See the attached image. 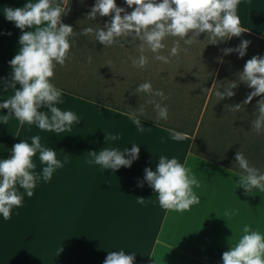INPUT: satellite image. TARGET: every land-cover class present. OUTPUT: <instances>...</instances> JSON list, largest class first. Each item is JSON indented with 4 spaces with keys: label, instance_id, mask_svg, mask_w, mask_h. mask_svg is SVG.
Instances as JSON below:
<instances>
[{
    "label": "clouds",
    "instance_id": "1",
    "mask_svg": "<svg viewBox=\"0 0 264 264\" xmlns=\"http://www.w3.org/2000/svg\"><path fill=\"white\" fill-rule=\"evenodd\" d=\"M239 4L240 0H126L129 8L135 6L128 12L124 7L118 6L116 0H96L87 13V19L93 21L98 14L101 17L111 16V19L102 27H86L81 34H94L95 40L105 47L120 43V38L138 39L140 55L132 58V66L143 69L149 60L145 55L146 50L155 54L156 60L167 63L170 56H176L181 50L180 41L184 45H192L199 41L198 37L202 33H207L209 44H217L248 31L241 27V19L237 14ZM69 11L68 0H29L23 7L4 8L8 21L15 22L16 27L22 30H31L22 31L18 54L9 61L13 71L7 87L15 91L10 98L0 103V109L8 110L0 118L3 123L7 124L14 115L21 125L25 122L29 125L36 123L41 130L59 135L71 133L73 123L81 120L73 111H62L56 106L62 103L63 90L49 79L54 77L57 65L63 66L71 58L70 49L76 43L71 39L76 35L73 26L62 22V14L67 15ZM168 37L178 39L169 56L161 55ZM250 44V40L244 39L235 48H224L221 51L225 55L238 52L243 57ZM182 50L187 52L188 48ZM88 59L91 62L92 57L89 56ZM217 60L223 63L222 57H217ZM235 75L238 80L226 83L224 91L215 92L220 101L235 96L233 89L240 82L254 89L244 101L232 105L234 112L241 111L254 97L264 94V56L253 55L246 61L243 70ZM17 83L20 88L16 87ZM211 87L214 88L215 83ZM135 93L159 97L160 101L150 99L146 104L154 106L157 124L160 120L168 119V106L162 104L168 96L163 90L153 89L151 81H146L136 87ZM41 108H47L48 111H41ZM137 112L139 115L147 114L143 106L130 113L137 131L143 132L145 127ZM254 115L251 130L260 134L264 132V98L256 102ZM119 138L118 134L107 133L106 136L107 141H117ZM171 138L183 141L188 139V135L172 130ZM30 139L31 143L22 139L13 145L12 155L7 159H0V214L5 220L10 218L13 206L19 207L22 204L23 194L16 190L17 183L31 197L40 179L45 182L51 180L54 171L67 162V157L64 161L57 158L56 149L44 146L39 135ZM38 151L41 164L46 165L41 172L34 171L37 165L33 162V157ZM88 153L93 157L88 161L89 164L115 171L122 166L131 167L139 157L140 147L136 144L131 149L126 147L123 150L118 147H103L99 151ZM234 162L246 173L241 175L239 186H243L248 193H252L253 189L264 192V172L251 165L241 149L237 151ZM144 179L155 190L158 202L164 209L182 212L200 202L199 196L193 191V186L199 188V181L187 166V161L180 163L176 157L160 155L156 170L146 168ZM138 203L143 204L144 200L141 198ZM232 214V211L226 212L225 217ZM242 232L243 235L235 244H231L230 250L222 254L223 264H264V234L259 230H251L249 225H244ZM134 261V253L130 255L121 249L111 251L103 264H134Z\"/></svg>",
    "mask_w": 264,
    "mask_h": 264
},
{
    "label": "crops",
    "instance_id": "2",
    "mask_svg": "<svg viewBox=\"0 0 264 264\" xmlns=\"http://www.w3.org/2000/svg\"><path fill=\"white\" fill-rule=\"evenodd\" d=\"M28 2L0 0V103L14 94L15 90L7 87L13 71L9 61L18 54L22 31L31 30L16 27L15 22L7 20L3 10L7 7H23ZM93 5L88 4L89 7ZM239 9L243 16H248V19H242L241 27L264 39V0H240ZM82 16L80 21L83 29L89 26L94 29L102 27L111 19V16L101 17L98 14L91 21L87 15ZM66 22L72 20L68 18ZM80 37L95 39L94 34ZM99 43L95 48L97 54L132 55L131 37L120 38V43L109 47ZM54 83L58 84L56 81ZM16 87L21 86L17 83ZM66 88L70 92L63 90L62 103L56 105L62 111L91 113L131 129L132 147L133 144L140 147L139 157L132 163V245L176 247V261L179 263L223 264L222 254L230 250L231 244H235L243 235L244 225L264 234V192L253 189L252 193H248L243 186H239L241 175L246 173L239 166L231 164L230 158H235L233 153H228L232 156L225 159L214 155L216 153L211 150L203 151L206 156L192 153L190 146L193 136L187 134L188 139L176 141L171 138V129L142 119L145 130L139 132L130 114L101 105L98 102H108L83 96L69 84ZM40 110L48 111L47 108ZM7 112V109H0V118ZM34 135L41 137L44 146L56 149L59 160L64 161L67 157V162L54 171L51 180L45 182L40 179L31 197L17 183L16 190L23 194L21 206H13L7 220L0 214V264H70L72 182L74 165H77V158L74 160L73 132L58 135L41 130L36 123L29 125L25 122L21 125L14 115L7 124L0 119V159L9 158L13 145L22 139L31 143L30 138ZM80 139H83L81 134ZM82 151L80 149V153L86 154ZM250 153L259 158L254 160L247 156L250 164L264 172V147L251 149ZM160 155L176 157L180 163L187 161V166L198 179L200 186H193V191L199 196L200 202L193 204L189 210L180 212L162 208L155 190L144 179L146 168L156 170ZM33 162L37 165L36 172H41L46 166L39 160V151L33 157ZM141 198L143 204L138 203ZM229 211L233 214L225 217ZM162 256L167 257L169 254L165 252ZM162 261L168 262L169 259Z\"/></svg>",
    "mask_w": 264,
    "mask_h": 264
},
{
    "label": "rangeland",
    "instance_id": "3",
    "mask_svg": "<svg viewBox=\"0 0 264 264\" xmlns=\"http://www.w3.org/2000/svg\"><path fill=\"white\" fill-rule=\"evenodd\" d=\"M116 2L118 6L124 7L128 12H131L135 7L129 8L126 5V0H116ZM95 3L96 0H69L68 7L71 11L65 15L63 23L73 26L77 37L71 39L76 43L70 49L71 58L66 60L65 65H57L56 68L61 71L63 76L66 74L69 86L80 91L79 93L83 96L97 98L110 103L109 105H117L132 111L137 110L139 106L155 111L153 105L146 104V101L150 99L135 93V87L132 85V59L129 65V63L113 59L111 55L97 54L95 48L99 41L80 37L81 31H83L80 21L82 15H87L92 8L88 4ZM240 12V9L237 10L241 21L248 19V16H243ZM68 18L72 22H66ZM244 39L251 41L246 54L243 57H240L238 52L228 54L227 67H238L242 71L246 61L253 55L264 56V42L243 33L235 38V42L230 47L235 48ZM228 41L229 39L224 48ZM219 47V42L207 45L205 46L206 53L218 52ZM167 49L170 52L171 48ZM89 56L92 57L91 62H89ZM182 60L187 65L204 64L202 61L193 62L187 58ZM174 62H169L171 64L148 63L153 66H165L176 64ZM226 80L229 79L223 81ZM259 97L264 98V94ZM73 112L81 120L71 126L74 137V160L77 158V165H74L72 182L70 264H103L111 251L121 249L130 255L135 254L134 264H207L177 262L176 247L149 248L144 245H132L134 243L132 241L134 236L132 232V165L131 167L122 166L114 171L112 169L105 170L101 165L88 163L90 159H93L88 153L90 151H99L103 147L131 149L132 130L91 113L81 114L77 110ZM107 133L118 134L120 138L117 141H107ZM80 134L83 136L82 140ZM248 134L249 132L245 136ZM205 136L207 137L205 128H203L196 139L198 147ZM240 142L245 143L236 140V138H229L226 141H220L219 144L226 146L228 151L234 155L241 149L246 157L250 156L249 158L254 160L259 159L243 145L232 146L238 145L237 143L241 144ZM80 149H83L82 152H86V154L80 153ZM230 160L232 165L238 166L234 162L235 158L232 157ZM163 250L169 256H162L165 253L162 254ZM165 258H168L169 261H162Z\"/></svg>",
    "mask_w": 264,
    "mask_h": 264
},
{
    "label": "trees",
    "instance_id": "4",
    "mask_svg": "<svg viewBox=\"0 0 264 264\" xmlns=\"http://www.w3.org/2000/svg\"><path fill=\"white\" fill-rule=\"evenodd\" d=\"M62 17V22L64 21ZM203 34V35H202ZM197 43L192 45H184L183 41H180L181 50L176 56H170L169 62L176 64L165 66H153L150 62H161L154 58V55L150 51H145V55L149 58L148 64L145 68H136L132 66V85L138 87L139 84L151 81L153 89H161L164 91L168 99L163 101L162 104H166L169 109V117L167 120H160L159 123L155 121L157 113L156 111L145 109L147 116L139 115V118L150 123L165 127L167 129L175 130L178 132L187 133L193 136V140L190 146L192 153L206 156L204 152L213 151L214 155H218L222 159L231 157L228 155L231 151H228L226 146H220V141H226L229 138H236L240 142L238 145H243L249 150H256L264 147V132L257 134L252 129L251 121L255 118L254 112L256 108V102L261 99L259 96L254 97L252 102L244 106L241 111H232V105L241 103L244 101L248 94L254 89L249 88L245 83L240 82L238 87L233 89L236 93L235 96L223 100L216 97L215 92L217 90L224 91V85L238 80L235 75L238 71H241L238 67H227L226 61L228 54L225 55L221 51L224 49L226 40L219 42L218 52L207 54L205 46L211 45L210 39L207 38V33H202ZM243 34L257 38L264 42V39L245 31ZM77 36H74V38ZM236 36L229 39L226 48H229L235 42ZM176 37H168L165 41L166 49L161 50V55L169 56L167 48H172ZM140 41L132 39V55L121 54L120 56H113V59H118L121 62L129 63L130 59L136 58L140 55L138 51V45ZM187 47L188 51L184 52L182 49ZM217 57H222L223 63L218 62ZM183 58L187 60H193V62L202 61L203 65H187L183 62ZM167 62L168 64H171ZM58 88L70 92L67 85L69 79L66 74L63 76L61 71L57 68L54 69V77L49 78ZM225 79H229L223 81ZM215 83V87H211ZM138 94V93H137ZM139 96L146 97V99H156L160 101L159 97H151L147 94H138ZM247 95V96H245ZM263 95V94H261ZM93 100L92 98L85 97ZM94 101V100H93ZM98 102V101H97ZM101 105H105L124 113L130 114L132 110L123 109L117 105H109L110 103L98 102ZM205 128V138L201 140L199 147L196 145V139L199 132ZM249 132L247 136L245 134ZM220 138V139H219ZM204 151V152H203Z\"/></svg>",
    "mask_w": 264,
    "mask_h": 264
}]
</instances>
